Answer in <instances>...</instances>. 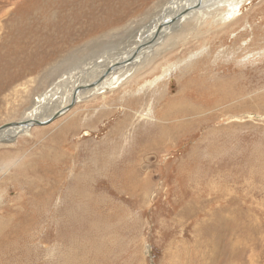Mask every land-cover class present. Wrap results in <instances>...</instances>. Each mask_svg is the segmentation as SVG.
Here are the masks:
<instances>
[{"label": "rangeland", "instance_id": "obj_1", "mask_svg": "<svg viewBox=\"0 0 264 264\" xmlns=\"http://www.w3.org/2000/svg\"><path fill=\"white\" fill-rule=\"evenodd\" d=\"M165 1L0 0V126L124 58ZM222 1L115 89L0 142V264H264V0ZM173 100L179 130L143 140Z\"/></svg>", "mask_w": 264, "mask_h": 264}, {"label": "bare ground", "instance_id": "obj_2", "mask_svg": "<svg viewBox=\"0 0 264 264\" xmlns=\"http://www.w3.org/2000/svg\"><path fill=\"white\" fill-rule=\"evenodd\" d=\"M222 3L223 4H229L230 1H222V2H220V0H217L216 4H211L209 0H166L165 2H162V4H163V5L161 4L162 5V9L165 11L163 13V15H165L166 17L162 18L161 21L159 19L158 22H156V25L153 26L152 32L150 33L149 37L147 39H145V41L139 43L134 48V50L132 49L131 52H129L126 56H124V58L121 57L122 58L121 60L120 59L119 60L118 59H112V60H110L111 63L109 62L110 64H108L107 67L105 68V70H103L101 73L99 72L100 74L94 80H91V81L86 82V83H81L80 80H79L80 83L79 82L78 83H75V85H74L75 87L72 90V92L71 91L69 92V97H68V99H66V101H64V99H63L64 98V96H63L64 91L63 90H60L59 87H57V85H56L57 83L54 84V86L49 91H47L44 94H42L36 100L35 104L31 108V110L29 111V114H27V116L25 115L26 117H24L23 120L18 121V123L25 122V121L37 120V119L43 120V119L39 118L36 115L38 114V112L41 111V109L44 107V105H48L51 102L52 103L53 102L56 103V100H63L64 105L65 106H68V105H70L73 102L72 100H73V96L75 94H76V98H75L74 104H76L78 101H80V98H82L84 94L85 95H93L94 93H97V92H103L104 93V92H107L109 90L115 89L120 84H122L132 73H134V72H136V71H138L140 69H143L142 65L145 62H148V60H150V59H151L150 61L153 62V60L157 56L160 55V52H158V53L153 52L152 50H154V49H152V48L154 46L158 45L161 40L163 41L164 36L166 34H168L169 32H171L170 34H172V32L175 29H177L179 26H181L183 23H187V21H190L191 20L190 18L192 16L204 17V16L210 15L209 13L212 12V9L214 11L215 10H218L219 7L221 6L220 4H222ZM197 4H199V7L198 8L197 7L194 8ZM235 5L236 4L231 3L230 6H229V7H231L230 9L231 10L236 9L238 7V5H236V7L234 8L233 6H235ZM223 6L225 7V5H223ZM191 8H192V10H190L191 12L190 13H187L186 10L191 9ZM230 9H228V10L230 11ZM229 11L227 13H229ZM220 13H222V12H220ZM179 14H181V18L178 19L176 22H174L172 25H170L169 23H172V20H174V18H176ZM224 14H225V12H224ZM226 15H228V14H226ZM194 20L196 21V19H194ZM173 36H175V34L174 35H171L164 43H168V45H169L170 41L172 39H174V38H172ZM149 43H151L152 45L151 46H148ZM161 48L162 47H160V49ZM152 52H153V54H151V57H149L148 59L147 58L146 59L143 58L145 55H148V54H150ZM99 57H100V55H99ZM142 59H143V61H141V64L140 63L138 64V62L140 60H142ZM93 64H95V62ZM87 69H89V68H87ZM90 71H94V69H90ZM82 74H83V72H82ZM72 75L73 74H70V75L68 74V76H65L66 78L63 76L64 77L62 79L63 82H64V80L66 81L67 79L70 80L71 77H72ZM80 76H82V75H80ZM74 80H76V79L74 78ZM58 81H60V80H58ZM171 103L170 104L168 103V106H167L168 108H166L167 110L166 111L165 110L163 111L165 113L164 114V118H160V119L156 120V125L154 127V128H157L156 134H153L154 131L147 132L145 134V137L143 138V140L145 138L149 137L150 134H151V139H153V137L157 138V134H160V133H164V134L167 135L169 133H172V131H175L180 126V125H177V124L174 125L172 122L171 123L169 122V121L172 120L173 117H176V115H177L176 113L179 112V109L174 108V107H178L179 108V106H175L174 105L175 101L173 100V103L172 104ZM73 106H72V108H73ZM62 108H64V106H62ZM182 108H183V111L181 110ZM182 108L180 109L182 111V113L186 109H187L186 112H188V111H190L192 113H198V112H200V110L198 109V107H194V105L191 106L190 108H187V107L186 108L185 107H182ZM209 109H210V106H209ZM58 110L59 109H57V111ZM174 110L175 111L177 110L178 112H175L173 114L172 112ZM168 114H170V115L167 116ZM190 116H191V114H190ZM160 117H162V116H160ZM58 118H60V117H58ZM162 120L163 121H166V122H169L170 124L169 125L166 124L167 126L166 125H162L163 124V121ZM182 121H183V123L181 122V125L182 126H183L184 123L185 124L192 123V122L184 121V119H182ZM53 122H51V123H53ZM175 123H177V122H175ZM50 124H48V125H50ZM3 125H5V124H3ZM38 127H46V126H38ZM28 130H30V129L29 128H26V127H22V126H20V127H12V128H10V129H8L6 131L5 130H2V131H0V142L3 141V140L8 139L12 135H16V134L22 133L24 131L26 133ZM178 130H179V128H178ZM161 137H164V136H161ZM9 264H11V263H9Z\"/></svg>", "mask_w": 264, "mask_h": 264}, {"label": "water", "instance_id": "obj_3", "mask_svg": "<svg viewBox=\"0 0 264 264\" xmlns=\"http://www.w3.org/2000/svg\"><path fill=\"white\" fill-rule=\"evenodd\" d=\"M196 7L198 8L199 4H197L194 8H196ZM190 10H192V8L186 10V12L190 13L191 12ZM180 18H181V14H179L176 18H174V20H172V23H169V24L172 25L174 22H176ZM151 43H149L148 46L152 45ZM75 98H76V94L73 96V100H72L73 102L70 105L64 106V108H60L55 114H53L52 116H50V117H48V118H46L44 120L37 119V120H32V121L20 122V123L11 122V123L5 124L3 126H0V131H2V130L6 131V130L12 128V127H20V126L26 127V128H29V129H32V128L38 127V126H47L48 124H50L51 122L56 120L58 117H60L63 114H65L68 110H70L72 108V106L74 105Z\"/></svg>", "mask_w": 264, "mask_h": 264}]
</instances>
